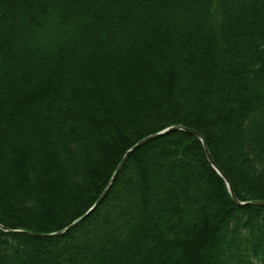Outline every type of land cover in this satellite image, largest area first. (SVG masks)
<instances>
[{"label": "trees", "instance_id": "trees-1", "mask_svg": "<svg viewBox=\"0 0 264 264\" xmlns=\"http://www.w3.org/2000/svg\"><path fill=\"white\" fill-rule=\"evenodd\" d=\"M175 126L235 200L182 131L116 174ZM0 226V264H264V0H0Z\"/></svg>", "mask_w": 264, "mask_h": 264}, {"label": "water", "instance_id": "water-1", "mask_svg": "<svg viewBox=\"0 0 264 264\" xmlns=\"http://www.w3.org/2000/svg\"><path fill=\"white\" fill-rule=\"evenodd\" d=\"M166 130H169V131H162V132H160L159 134H155V135H152V136H150V137H147V138H145L144 140H142V141H140L138 144H136L131 150H129L128 152H127V154H126V157H124V159H123V161L121 162V164H120V166L118 167V169H117V171H116V174L118 173V171H119V169H120V167L122 166V164L124 163V161H125V159L135 150V149H137L138 147H141V146H143L144 144H146L147 142H149V141H151V140H154V139H156V138H158V137H160V136H162V135H165V134H167V133H170V132H172V131H182V132H185V133H188V134H190V135H192V136H195V137H197L199 140H201V142L203 143V146H204V149H205V152H206V155H207V158H208V160H209V162L212 164V166L216 169V171L224 178V180L226 181V183H227V186H228V189H229V191H230V193H231V195H232V197H233V199L235 200L236 198H235V195H234V192H233V189H232V187H231V184H230V182H229V180L227 179V177L215 166V164L213 163V159H212V157H211V155H210V152L208 151V149H207V146H206V144H205V140H204V138H203V136L202 135H200L199 133H197V132H195V131H193V130H189V129H186V128H183V127H180V126H175V127H170V128H168V129H166ZM115 174V175H116ZM107 191V190H106ZM106 193V192H105ZM105 193H104V195H105ZM103 195V196H104ZM102 196V197H103ZM239 203V202H238ZM240 205H244V203H239ZM81 220V219H80ZM80 220H78V221H76V223H73L68 229H70V228H72L75 224H77ZM0 228H2L4 231H7V232H9L10 230H7V229H5V228H3V227H1L0 226ZM68 229H66L65 231H61V232H58V234L57 233H55V234H52V236H55V235H61V234H63L64 232H66Z\"/></svg>", "mask_w": 264, "mask_h": 264}, {"label": "snow or ice", "instance_id": "snow-or-ice-1", "mask_svg": "<svg viewBox=\"0 0 264 264\" xmlns=\"http://www.w3.org/2000/svg\"><path fill=\"white\" fill-rule=\"evenodd\" d=\"M165 131H169V130H165Z\"/></svg>", "mask_w": 264, "mask_h": 264}, {"label": "bare ground", "instance_id": "bare-ground-1", "mask_svg": "<svg viewBox=\"0 0 264 264\" xmlns=\"http://www.w3.org/2000/svg\"><path fill=\"white\" fill-rule=\"evenodd\" d=\"M15 232H18V231H15Z\"/></svg>", "mask_w": 264, "mask_h": 264}]
</instances>
